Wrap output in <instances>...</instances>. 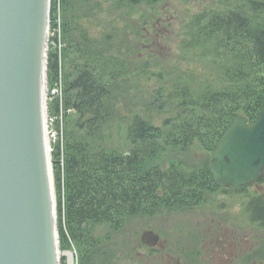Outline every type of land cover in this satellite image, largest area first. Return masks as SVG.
<instances>
[{
  "label": "trees",
  "instance_id": "1",
  "mask_svg": "<svg viewBox=\"0 0 264 264\" xmlns=\"http://www.w3.org/2000/svg\"><path fill=\"white\" fill-rule=\"evenodd\" d=\"M92 1L51 0L50 7L56 36L47 63L49 110L62 120L51 160L60 249L75 246L81 264H114L134 252L117 241L131 220L191 211L211 195L249 189L254 191L245 197L244 211L251 225L264 229V178L231 192L214 183L209 169L232 123L238 117L254 123L264 109V0H209L191 15L177 45L168 47L175 51L170 59L134 68L141 92L137 111H128L119 93L132 64L102 50L110 36L99 42L78 23L85 18L90 24L89 16L65 21L75 4ZM161 1L114 4L156 8ZM195 147L206 161L186 164L184 156Z\"/></svg>",
  "mask_w": 264,
  "mask_h": 264
},
{
  "label": "water",
  "instance_id": "2",
  "mask_svg": "<svg viewBox=\"0 0 264 264\" xmlns=\"http://www.w3.org/2000/svg\"><path fill=\"white\" fill-rule=\"evenodd\" d=\"M50 6L51 0H0V264H61L43 130ZM47 63L46 57V74ZM209 169L214 183L231 192L264 178V109L254 123H232ZM141 242L154 249L160 237L146 231Z\"/></svg>",
  "mask_w": 264,
  "mask_h": 264
},
{
  "label": "rangeland",
  "instance_id": "3",
  "mask_svg": "<svg viewBox=\"0 0 264 264\" xmlns=\"http://www.w3.org/2000/svg\"><path fill=\"white\" fill-rule=\"evenodd\" d=\"M114 1L94 0L90 3H78L73 6L74 12L70 8L72 11H67L63 16L68 23H72V15L91 17L90 24L85 18L78 23L85 28L89 26L94 34L93 37L99 42L105 41L107 36H110L109 43H103V52L112 56L118 55L125 62L129 61L132 64L129 77L119 81L120 89H124L119 93L123 95L124 104L130 105L128 111L132 109L137 111L140 107L135 105L139 103L138 95L141 92L138 89L139 81L135 77L134 68L146 66L151 69L155 63H160L157 62L158 58L167 60L168 54L173 55L175 51L168 47L177 45L176 37L178 31L185 25L184 22L191 15L201 12L210 2L209 0H162L156 8L142 6L117 9ZM48 36L47 62L52 40L56 36V32L51 28V20ZM71 36L78 39L76 32ZM71 57H76L75 51ZM48 93L47 87V127L52 160L53 146L61 134L62 120L52 117ZM133 104L134 107L131 106ZM128 111H124L123 114H127ZM75 119V114L68 119L70 127L73 126ZM121 132L123 129L119 131V137H122ZM121 143L124 144L123 141ZM207 157L204 151L195 147L193 152L184 156L183 161L196 166L204 163ZM253 191L254 189L248 190L249 193ZM249 193L247 191L241 194L219 193L211 195L205 206L191 211H166L155 218L131 220L128 228L120 234L117 241L121 242V245H118L120 248L131 249L134 252L131 258H119L114 264H177L178 262L179 264H224L223 261L230 257L231 264H264V229L251 225L244 211L247 202L245 197ZM55 201L57 208L56 193ZM146 231H152L160 237V243L154 251L141 242L142 234ZM106 233V228L102 227L98 230V235L103 236ZM214 234L219 235L223 241L217 245L218 247L227 243V247L223 249L226 254L224 257L214 252L217 250L215 243L211 242L215 238ZM60 253L61 264H81L80 252L75 246L72 245L70 249L63 251L60 249ZM64 253L72 254V259ZM167 256H171L170 260ZM211 256L216 259H211ZM214 260H217V263Z\"/></svg>",
  "mask_w": 264,
  "mask_h": 264
},
{
  "label": "bare ground",
  "instance_id": "4",
  "mask_svg": "<svg viewBox=\"0 0 264 264\" xmlns=\"http://www.w3.org/2000/svg\"><path fill=\"white\" fill-rule=\"evenodd\" d=\"M48 31L46 29L45 33V45H44V57H43V67H44V72H45V87H44V96L46 95V57H47V38H48ZM46 121H47V110H46V105L43 103V125H44V148H45V154L47 158V165H48V172H49V179H50V187H51V193H52V201L54 202V194H53V185H52V175H51V147H50V140L49 136L46 130ZM59 260H61L62 254H58Z\"/></svg>",
  "mask_w": 264,
  "mask_h": 264
},
{
  "label": "flooded vegetation",
  "instance_id": "5",
  "mask_svg": "<svg viewBox=\"0 0 264 264\" xmlns=\"http://www.w3.org/2000/svg\"><path fill=\"white\" fill-rule=\"evenodd\" d=\"M213 236H215V238L212 239L211 242H212V243H215V246L217 247V250H214V252H215V253H218V255L221 256V257L226 256V254L223 252V249H224L225 247H227V243H226V244H222L221 247H218L217 245L223 243V241L221 240V238H220L219 235L214 234ZM232 247H233V245H232ZM236 247H237V245H236ZM151 251H154V249H152ZM167 258H168V260H170L169 258H171V256H167ZM211 259H216V257H212V256H211ZM231 261H232V260H231V257H230L228 260H225V261H223V262H224V264H231V263H230ZM214 262L217 263V260H214ZM177 264H179V262H178Z\"/></svg>",
  "mask_w": 264,
  "mask_h": 264
},
{
  "label": "built area",
  "instance_id": "6",
  "mask_svg": "<svg viewBox=\"0 0 264 264\" xmlns=\"http://www.w3.org/2000/svg\"><path fill=\"white\" fill-rule=\"evenodd\" d=\"M57 93H58L57 90H53V91H51V94H52V95H56Z\"/></svg>",
  "mask_w": 264,
  "mask_h": 264
}]
</instances>
